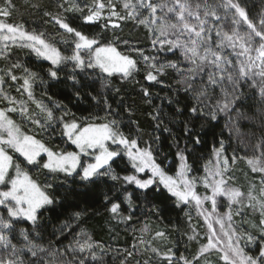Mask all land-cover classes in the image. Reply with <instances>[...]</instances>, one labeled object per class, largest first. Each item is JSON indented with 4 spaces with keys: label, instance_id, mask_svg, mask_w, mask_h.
<instances>
[{
    "label": "snow or ice",
    "instance_id": "6c2138e0",
    "mask_svg": "<svg viewBox=\"0 0 264 264\" xmlns=\"http://www.w3.org/2000/svg\"><path fill=\"white\" fill-rule=\"evenodd\" d=\"M59 7L65 12L84 13V9L75 4L70 7L60 4ZM106 7L110 12L108 20L115 16L136 21L153 33L155 51L170 52L174 56L178 53L183 58L182 63L172 60L158 63L157 56L136 50L148 69L145 80L161 83L158 76L165 75L167 69H173L181 76L178 83L183 85L184 103L180 99H169L168 103L176 105L174 115L183 116L186 141L193 145L201 143L197 123L202 129L216 121L221 113L244 116L241 109L248 99L246 88L258 90L260 111L264 114V12L254 20L239 0H123L126 15L120 16L112 0L107 4L104 0H93L87 13L82 15L84 23L99 22L104 18L102 14ZM15 8L13 0H3L0 4V42H3L0 58H8L9 42L11 46L30 49L50 62L46 77L55 82L52 87L71 90L72 95L67 97L69 103H78L82 97L89 96L97 106L103 103L105 115L95 112L77 117L67 105L53 101L50 107L36 100L33 84L37 79L45 80L28 68L23 69L26 75L18 78L12 68L21 67L19 64H12L4 75H0V99L11 105L0 109V264H73L74 261L86 264L89 257L95 261L98 257L94 250H103V247L94 243L85 232L80 233L84 239L77 240L75 247L65 252L54 249L51 241L46 243L45 225L41 223L45 214L62 213L67 210L66 205L78 208L79 203L69 204L72 198L96 200L102 194L104 206L115 218L120 216L122 204H127L129 209L135 208L134 195L145 200L163 197L161 186L175 198L177 207L194 205L207 225V243L192 259L181 255L179 260L183 264H195L213 251L219 254L223 264H264V141L255 146L260 151L259 156L242 157L252 172L262 174L259 197L254 195L255 184L245 192L234 186L233 176L227 175L238 157H231L230 163V158L223 155L226 151L223 140L213 149L215 163L209 162L211 168L205 166L204 177L189 176L192 166L185 155L187 146L178 150L180 164L176 175H168L156 163L150 147H140L136 138L124 134L118 120L108 118L111 105L106 99L101 101L100 92L93 94L90 91L95 90L97 80L101 89H109L113 85L107 78L119 75L121 80L134 79L140 61L122 54L112 43L101 44L99 38L89 37L70 26L66 19L55 16L56 24L73 37L69 54H62L43 33L29 32L23 24L10 23ZM45 15L51 16V13ZM101 27L107 28L108 24ZM111 27L119 28L120 25L112 23ZM88 69H98L104 75L97 76ZM81 74L84 79L80 78ZM5 76L13 82L22 80L17 91L22 89L35 103L43 121L34 118L23 102L7 94L3 87ZM115 91L120 90L116 88ZM142 91L146 97L150 95L147 88ZM18 103L20 115L41 129L60 126L61 135L74 149L49 147L22 132L9 115L18 111ZM56 109L60 111L59 116ZM69 116L71 119H65ZM261 119L264 120V115ZM192 151L195 152L194 147ZM129 166L131 173H128ZM118 167L124 175L117 171ZM146 169L151 175L140 176ZM33 171L42 172L44 181L33 178ZM200 184L206 190L204 194L197 191ZM128 186L134 187L129 190ZM77 188L82 191H76ZM206 202H210V210L203 207ZM248 208L260 213L259 223L252 225L256 229L254 232L234 226V215H240ZM86 215L87 208H84L75 211L73 219L80 221ZM131 218L123 217L124 220ZM215 225L219 226V232ZM60 231L63 234L64 229ZM156 236L164 237L165 233L157 232ZM189 239H195V236ZM68 251L72 253L71 259H56ZM151 251L167 264H174L175 254L171 249L165 253L157 248Z\"/></svg>",
    "mask_w": 264,
    "mask_h": 264
},
{
    "label": "trees",
    "instance_id": "16d2710c",
    "mask_svg": "<svg viewBox=\"0 0 264 264\" xmlns=\"http://www.w3.org/2000/svg\"><path fill=\"white\" fill-rule=\"evenodd\" d=\"M104 2L107 4L108 0H104ZM112 2L119 15L125 16L126 11L122 8L123 0H112ZM239 2L245 7L250 18L254 20H257L259 15L264 12V0H239ZM2 3L3 0H0V4ZM13 3L16 8L9 18V22L23 24L29 32L43 33L44 38L56 46L62 54H69L73 37L56 24L53 19L55 16L66 19L70 26L85 35L99 38L101 44L112 43L122 54L140 61L139 71L135 73L134 79L121 80L119 75L107 78L112 81L113 85L109 89H101L97 80L95 90L90 89V91H93V94L100 92L101 101L106 99L111 105L108 118L118 120L119 127L124 134L130 138H136L140 147H150L156 163L168 175H176L180 164L178 150L187 146L188 151L185 152V155L188 157V164L192 166L189 176L204 177L206 175L205 166L211 168L212 164L209 162L215 163L213 149L219 147V142L223 140L226 149L223 155L230 158V163L231 157L234 155L238 157L227 174L235 178L234 186L247 192L249 187L255 184L254 195L260 196L262 174L252 172L246 160L242 159V157H252L253 155L259 156L260 151L255 146L264 141V120L261 119L264 114L260 111L258 90L245 89L248 99L241 109L244 116H239L236 113L227 115L221 113L216 121L210 122L202 129L197 123L196 130L201 143L193 145L186 141L183 116L174 115L176 105L168 103L169 99H180L181 103H184L183 85L178 83L181 76L175 70L167 69L165 75L158 76L161 83L145 80L144 77L148 69L136 50L143 51L145 55L157 56L158 63H167L169 60L182 63L183 58L179 57L178 53L174 56L170 52L155 51L152 44L153 33L149 32L146 27L132 19L121 20L112 16L111 20H108L110 12L107 7L103 10L104 18L99 22L84 23L82 15L87 13L88 6L93 4V0H68V3H65V0H13ZM60 4H64L65 7H70L73 4L78 5L84 9V13L65 12L63 8L59 7ZM46 12L51 13V16L45 15ZM105 23L108 24V27H101ZM112 23H117L120 27L112 28ZM2 47L3 45L0 44V48ZM14 63L21 65L19 68H12L18 78L26 75L23 71L24 68L37 72L40 77L44 78L45 82L37 79L33 84L36 100L43 101L50 107L53 101L67 105L68 109L77 117L88 116L95 112H99L101 116L105 115L103 103L97 106L89 96L82 97L78 103L75 101L69 103L67 97L72 95L71 90L52 87L55 82L47 80L46 77L47 69L51 67L50 62L38 57L30 49L10 45L8 58H0V75H4V72ZM183 66L187 67L186 64ZM87 71L95 72L97 76L104 75L98 69H88ZM80 78L84 79V76L81 74ZM5 81L3 87L7 94L18 102H23L34 118L43 121L44 117L39 113L35 103L28 99L22 89L17 91L22 80L18 79L13 82L5 76ZM116 88L120 91H115ZM144 88H147L150 93L147 97L143 94L142 89ZM177 90H179V95H177ZM254 92L255 96H253ZM217 94H219L218 90ZM49 97L52 99L49 100ZM9 106L11 105L7 101L0 99V109ZM16 106L18 111L9 113V115L22 132L34 136L49 147L74 149V146L67 142V138L61 135L62 128L60 126L50 125L46 130L41 129L30 119L20 115V103ZM55 111L59 116V109ZM65 119H71V116L65 117ZM193 147L195 152L192 151ZM14 156H18V154H14ZM117 171H120L121 175L125 174L119 167ZM131 171L129 166L128 173ZM32 175L33 178H38L41 182L44 181L42 172L33 171ZM143 177L145 176L143 175ZM78 183L79 181H77ZM111 183L109 181V184ZM230 183L232 182L230 181ZM128 187L129 190H132L134 186ZM105 190L107 191V189ZM161 190L164 192L163 197H149L147 200L134 195L135 208L129 209L127 204H122L120 216L115 218L104 206L102 194L96 200H85L84 197H81L80 201L83 202L72 198L69 200V204L79 203L78 208H69L66 205L67 210L62 213L45 214L41 221L45 225V242L51 241L54 249L65 252L75 247L77 240H83L84 237L80 233L85 232L94 243L103 247V250L100 248L94 250L98 259L93 261L89 257L86 264H122V262L123 264H167L161 256L151 251L152 248H157L161 253L171 249L175 254L174 264H183L179 260L181 255L192 259L198 254L200 247L207 243L206 225L194 207L185 205L177 207L175 198L168 194L162 186ZM76 191L79 192L82 189L77 188ZM197 191L201 194L206 192L199 187H197ZM122 199L123 197H121ZM84 208H87V215L80 221H75L73 213ZM127 216L132 218L124 220L123 217ZM260 218L258 210L244 209L240 215H234V226L241 230L247 229L254 232L256 229L252 225L258 224ZM62 228L64 229L63 234L60 231ZM157 232H164L165 236L157 237ZM190 236H195V239L190 240ZM83 255L88 256L89 254L84 253ZM71 256V251H68L66 255L57 256L56 259L67 261L71 259ZM73 264H77V262L74 261ZM195 264H223V261L219 259V254L213 251L202 256Z\"/></svg>",
    "mask_w": 264,
    "mask_h": 264
},
{
    "label": "rangeland",
    "instance_id": "374dc122",
    "mask_svg": "<svg viewBox=\"0 0 264 264\" xmlns=\"http://www.w3.org/2000/svg\"><path fill=\"white\" fill-rule=\"evenodd\" d=\"M0 44L1 45H3V42H0ZM9 45H11V42H9ZM43 156V155H42ZM43 158L44 159H46V157L45 156H43ZM86 159V158H85ZM140 176H145V177H147V176H150L151 175V173L146 169L145 170V173H141V174H139ZM198 187L202 190V191H206L205 189H204V187H203V185L202 184H200V185H198ZM202 194H204V193H202ZM189 206H192V207H194V209L196 210V212L198 213V209L194 206V205H189ZM203 207L205 208V209H208V210H210V208H211V204H210V202H206L204 205H203ZM199 215V214H198ZM202 219H203V221H204V218L201 216V215H199ZM204 223H205V221H204ZM205 225H206V223H205ZM215 227H216V230H217V232H219V226L218 225H215ZM206 229H207V225H206ZM207 233H208V229H207Z\"/></svg>",
    "mask_w": 264,
    "mask_h": 264
}]
</instances>
